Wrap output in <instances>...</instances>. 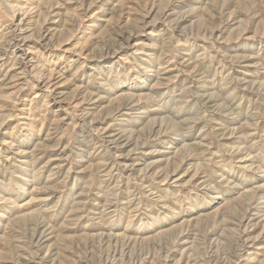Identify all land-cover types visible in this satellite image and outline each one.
I'll use <instances>...</instances> for the list:
<instances>
[{"label":"rangeland","instance_id":"374dc122","mask_svg":"<svg viewBox=\"0 0 264 264\" xmlns=\"http://www.w3.org/2000/svg\"><path fill=\"white\" fill-rule=\"evenodd\" d=\"M0 264H264V0H0Z\"/></svg>","mask_w":264,"mask_h":264},{"label":"bare ground","instance_id":"6f19581e","mask_svg":"<svg viewBox=\"0 0 264 264\" xmlns=\"http://www.w3.org/2000/svg\"><path fill=\"white\" fill-rule=\"evenodd\" d=\"M122 147V146H121ZM39 236V235H38Z\"/></svg>","mask_w":264,"mask_h":264}]
</instances>
